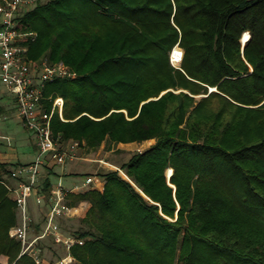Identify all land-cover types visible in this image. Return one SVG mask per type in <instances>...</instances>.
I'll list each match as a JSON object with an SVG mask.
<instances>
[{
  "label": "trees",
  "instance_id": "16d2710c",
  "mask_svg": "<svg viewBox=\"0 0 264 264\" xmlns=\"http://www.w3.org/2000/svg\"><path fill=\"white\" fill-rule=\"evenodd\" d=\"M16 30L29 59L72 72L43 90L48 111L64 100L55 138L89 151L154 141L119 166L127 179L109 170L101 190L69 195L77 212L57 222L84 243L67 264H264V0H48ZM9 175L0 164V258L36 264L8 233ZM52 191L47 177V210Z\"/></svg>",
  "mask_w": 264,
  "mask_h": 264
},
{
  "label": "built area",
  "instance_id": "2783aa9c",
  "mask_svg": "<svg viewBox=\"0 0 264 264\" xmlns=\"http://www.w3.org/2000/svg\"><path fill=\"white\" fill-rule=\"evenodd\" d=\"M47 1L5 0L0 3V94H9L13 97L15 112L24 128L33 135L38 151L33 163L16 166L11 170L9 178L15 181L14 186L6 185L8 184L6 181H2V184H5L12 193L19 214V223L9 234L20 243L21 254H27L36 264L45 262L36 240L31 239L30 199L35 196L37 203L42 204L37 195L41 170L48 162L64 166L75 158L74 153L79 146L78 143L71 141L62 148L59 137L53 136L51 119L54 112H57L63 120L64 101L59 96L48 99L51 101V110L48 111L45 107L47 99L43 93L46 85L57 79L69 78L72 72L64 63H52L47 57L37 63L31 61L28 58V47L18 41L22 36L16 30L17 17L29 9L32 10L37 4ZM176 48L180 53L175 54ZM182 58L183 51L177 45L171 53L170 62L174 67L180 66ZM94 182L95 178L89 176L81 185H75L71 191L65 190L62 186L53 188L48 200L43 231L38 239L51 237L55 244L67 251L76 244L83 245V240L65 236L57 219L74 216L77 209L69 205V195L91 189ZM55 264H66V260L61 258Z\"/></svg>",
  "mask_w": 264,
  "mask_h": 264
},
{
  "label": "rangeland",
  "instance_id": "374dc122",
  "mask_svg": "<svg viewBox=\"0 0 264 264\" xmlns=\"http://www.w3.org/2000/svg\"><path fill=\"white\" fill-rule=\"evenodd\" d=\"M30 10L31 9H29V11ZM42 58H44V56L38 60H32V59L30 60L37 63ZM178 67L179 66H176V68ZM72 142H75V141H72ZM0 143H2V145H5V146H11L20 154L25 151L33 150L35 141H34L33 135L24 128L20 118L17 115H15V113L12 112L11 115L0 116ZM153 144H154V141H147L142 144H136V143L120 144L118 146L117 145L113 146V145H109L108 143H103L100 148L95 150L101 153V155L103 156L101 157L103 161L101 160V162L96 163L97 167L95 168L96 170H94L93 173H88V175H82V176L86 177L90 175L93 178H95L96 175L99 176L100 174L107 172L109 170L118 171L120 170L119 166L123 162L127 161L133 153L137 151H143L147 149L148 147L152 146ZM60 145L62 148H65L67 146V144L64 142H62ZM111 149H113V152L109 153ZM85 150L86 148L80 145L77 148V151L79 152V154H81ZM104 154H105V157H104ZM46 166L47 167L45 168V172H50L49 174H47V176H50V174L53 175L50 177V179L52 180V182H56L57 179L54 176L55 175L54 171L56 169L55 167L58 165H55L52 162H48ZM119 173L121 174L123 178L127 179V177L122 171H119ZM167 173H168V170H167ZM4 179H5L4 181L8 183L6 185L14 186V184L13 185L11 184V181L13 180H11L9 177H5ZM3 185L5 186V184ZM78 185H81V182H78ZM101 186L102 185H99V187ZM5 188L7 189L6 186ZM7 193H8L9 199L15 203V212H16V223L14 226H12L9 229L8 233H10V230L14 228L15 226H17V224L19 223V214H18L17 204L12 198V193L8 189H7ZM47 212H48L47 208L42 206L41 204L39 205L36 200L30 201V213H31V218H32L31 239L36 240L37 247L40 249V254L45 264H48L49 262H55L57 260H60L61 258L66 260V264H67L68 262V259H67L68 251L67 250H65L61 246L54 244L51 238L38 239L40 231H41V227L45 222V215ZM80 227L83 228L81 220H76L75 222L65 223L64 229L65 231L72 233L74 232V230L79 229ZM10 238L12 237L10 236ZM0 264H5V259L0 258ZM72 264H76V263H72Z\"/></svg>",
  "mask_w": 264,
  "mask_h": 264
},
{
  "label": "crops",
  "instance_id": "0c3cea01",
  "mask_svg": "<svg viewBox=\"0 0 264 264\" xmlns=\"http://www.w3.org/2000/svg\"><path fill=\"white\" fill-rule=\"evenodd\" d=\"M12 112L15 113V115H17L15 112L13 97L9 94H0V116L11 115ZM66 144H69V142ZM111 152H113V149L109 151V153ZM74 154H75V158L67 162L66 165L55 167L56 169L54 171L55 173L54 176L57 179V181L52 182L53 188L57 186H62L65 190L71 191L75 185H78V182H81L82 184L85 178L90 176L89 175L85 177L82 175H88V173H93L94 170H96L95 168L97 167L96 163L101 162V160L103 161V159L101 158L103 156L99 151L98 152L89 151L86 149L84 152L79 154V152L76 149ZM37 155H38V151L35 143L33 150L25 151L20 154L11 146H5L2 145V143H0V164L5 165L10 171L16 166L33 163L36 160ZM46 167L47 166H44L43 169L41 170V174L39 177V184H41L44 181V179H46L47 177H49L50 179V177L53 176V175L47 176L49 172H45ZM166 176H167V171H166ZM11 184L15 185L16 183L15 181H11ZM93 184L94 185H92V188L101 190L104 182L100 176L96 175L95 182ZM101 184L102 186L99 187V185ZM32 200H36L35 196L31 197L30 201ZM80 206L81 208L83 207L84 212L82 210V212H79V214L81 215V217H84L86 210L88 208V204L82 203Z\"/></svg>",
  "mask_w": 264,
  "mask_h": 264
},
{
  "label": "water",
  "instance_id": "95a60500",
  "mask_svg": "<svg viewBox=\"0 0 264 264\" xmlns=\"http://www.w3.org/2000/svg\"><path fill=\"white\" fill-rule=\"evenodd\" d=\"M245 43L246 42H244L243 41V39H241V44H242V46H244L245 45ZM210 92H213V91H216V89L215 88H210V90H209ZM202 97H204L203 95H200V96H197V97H195L196 99H200V98H202ZM172 175V174H171ZM167 178H168V181H169V177H168V173H167ZM173 189H174V191H175V187L173 186ZM179 208V207H178Z\"/></svg>",
  "mask_w": 264,
  "mask_h": 264
},
{
  "label": "snow or ice",
  "instance_id": "6c2138e0",
  "mask_svg": "<svg viewBox=\"0 0 264 264\" xmlns=\"http://www.w3.org/2000/svg\"><path fill=\"white\" fill-rule=\"evenodd\" d=\"M245 39H247V36L245 37Z\"/></svg>",
  "mask_w": 264,
  "mask_h": 264
}]
</instances>
